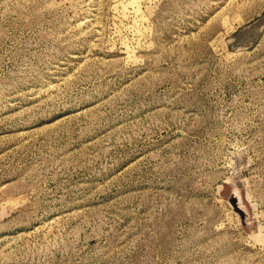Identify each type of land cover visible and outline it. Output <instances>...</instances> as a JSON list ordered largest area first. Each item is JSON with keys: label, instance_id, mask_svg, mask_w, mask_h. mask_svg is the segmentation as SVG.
<instances>
[{"label": "rangeland", "instance_id": "374dc122", "mask_svg": "<svg viewBox=\"0 0 264 264\" xmlns=\"http://www.w3.org/2000/svg\"><path fill=\"white\" fill-rule=\"evenodd\" d=\"M0 264H264V0H0Z\"/></svg>", "mask_w": 264, "mask_h": 264}]
</instances>
